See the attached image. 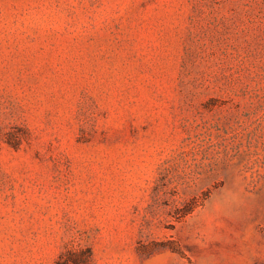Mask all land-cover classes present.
I'll list each match as a JSON object with an SVG mask.
<instances>
[{
	"label": "rangeland",
	"instance_id": "obj_1",
	"mask_svg": "<svg viewBox=\"0 0 264 264\" xmlns=\"http://www.w3.org/2000/svg\"><path fill=\"white\" fill-rule=\"evenodd\" d=\"M0 264H264V0H0Z\"/></svg>",
	"mask_w": 264,
	"mask_h": 264
},
{
	"label": "trees",
	"instance_id": "obj_2",
	"mask_svg": "<svg viewBox=\"0 0 264 264\" xmlns=\"http://www.w3.org/2000/svg\"><path fill=\"white\" fill-rule=\"evenodd\" d=\"M61 258H62V256H61Z\"/></svg>",
	"mask_w": 264,
	"mask_h": 264
}]
</instances>
